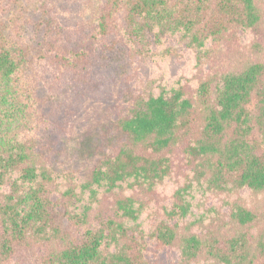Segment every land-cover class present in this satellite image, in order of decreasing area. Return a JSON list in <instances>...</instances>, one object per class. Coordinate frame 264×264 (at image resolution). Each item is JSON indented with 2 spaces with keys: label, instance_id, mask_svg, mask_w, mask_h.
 Listing matches in <instances>:
<instances>
[{
  "label": "trees",
  "instance_id": "trees-1",
  "mask_svg": "<svg viewBox=\"0 0 264 264\" xmlns=\"http://www.w3.org/2000/svg\"><path fill=\"white\" fill-rule=\"evenodd\" d=\"M263 4L260 0H106L96 34L85 38L88 45L83 49L82 40L73 49L61 42L63 31L51 17L48 0L0 4V264H147L148 240L142 231L134 233L128 226L140 212L135 197L117 195L112 214L98 225L86 215L72 214L68 206L83 200L86 191L89 198L96 197L98 188L113 191L128 184L154 191L170 175L172 155L178 149L209 191H248L263 197L261 59L203 81L196 99L183 87L140 98L129 115L112 125L102 124L95 134L64 139L59 148L37 151L36 144L11 131L24 127L23 110L11 91L34 59L47 66L55 53L52 65L87 70L100 62L91 54L95 41L103 52L97 56H104L103 61L124 74L130 62H148L161 46H165L162 54L173 56L176 49L168 42L204 48L207 42L240 30L256 31L264 26ZM37 14L39 19L32 21ZM30 24L44 32L36 54L33 46L12 36ZM109 39L111 44L103 48ZM56 164L70 168L63 174L68 182L63 201L54 198ZM75 164L88 172L79 194L71 174ZM177 196L166 213L168 221H161L149 236L158 250L177 246L185 264L201 256L206 264H264L260 211L235 204L229 221L221 223L227 236L187 235L181 233V224L191 213V203L181 192ZM234 228L237 231L229 233Z\"/></svg>",
  "mask_w": 264,
  "mask_h": 264
},
{
  "label": "rangeland",
  "instance_id": "rangeland-1",
  "mask_svg": "<svg viewBox=\"0 0 264 264\" xmlns=\"http://www.w3.org/2000/svg\"><path fill=\"white\" fill-rule=\"evenodd\" d=\"M10 2L0 0L3 6ZM48 2L55 25L63 31L61 42L68 49H73L82 40L80 47H86L88 43L85 38L96 34L99 14L106 0ZM38 19L37 14L32 21ZM12 36L22 45L33 46L35 49L32 53L36 54V49L43 44L44 32L30 24L23 32ZM111 42L112 39L104 40L103 48ZM167 44L176 49L173 56L162 54L165 46H161L157 53L154 48L153 53L156 54L151 60L130 62L124 74L103 61L104 56L98 57L103 52L101 45L95 41L94 45H90L91 54L100 62L87 70L66 69L61 63L52 65L55 53L47 66H40L34 59L32 65L19 74L14 82L15 89L11 91L13 96L16 95L18 107L23 110L24 120V127H13L12 133L21 140L36 144L37 151H46L47 147H62L64 139L69 137L95 134L104 123L114 124L129 115L140 98L158 96L162 92L169 93L183 87L190 97L196 99L201 83L208 78L237 68L246 61H264V26L256 31L240 30L235 35H226L219 41L207 42L204 48L189 47L176 40ZM64 56H69L68 51ZM199 124L200 118L197 116L196 126ZM172 157L170 175L154 191L133 189L128 184L113 191L98 188L96 197L89 198L90 193L86 191L83 200L68 206L69 212L79 217L86 215L90 222L98 225L100 219L112 214L117 195L135 197L140 212L138 220L129 222L128 226L134 233L142 231L148 240L147 264H185L181 262L177 246L158 250L154 241L149 239L161 221H168L166 213L177 201L178 192L191 203V213L181 224L182 234L205 236L214 233L227 236L221 223L229 221V211L235 204L256 209L264 216V196H254L248 191H209L205 180L197 179L193 167L180 149ZM53 169L57 179L54 198L63 201L62 194L68 184L63 174L70 168L56 164ZM71 174L74 176V189L79 194L88 172L75 164ZM263 221L259 230H264ZM69 223L65 222V225ZM236 231L237 228H234L229 233ZM192 264H206V259L201 256Z\"/></svg>",
  "mask_w": 264,
  "mask_h": 264
}]
</instances>
